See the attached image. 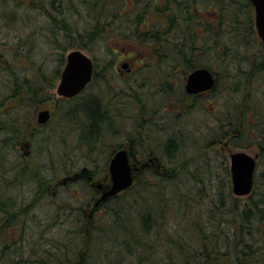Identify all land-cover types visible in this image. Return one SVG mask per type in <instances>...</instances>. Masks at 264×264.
<instances>
[{
	"label": "trees",
	"instance_id": "16d2710c",
	"mask_svg": "<svg viewBox=\"0 0 264 264\" xmlns=\"http://www.w3.org/2000/svg\"><path fill=\"white\" fill-rule=\"evenodd\" d=\"M46 1V13L52 21L49 32H55L50 44L54 50H59L62 63L70 48H88L89 43L103 37L104 41L135 40L154 46V56L165 77L180 67L187 68V76L195 69L209 68L216 77L214 93L221 80L213 65L222 67L223 75L227 71L223 97L243 95L247 90L248 101L238 111L234 106L225 109V104L221 105L219 138L207 139L199 148L209 149L211 143L234 136L231 141L235 147L248 149L258 145L264 159V89H259L264 81V44L257 34L250 0H133L135 5L130 10H127L126 0H81L88 16L94 20L91 28L84 30L76 29L75 23L68 21L64 0ZM70 7L82 12L74 4ZM152 12L156 20L150 24L148 17ZM144 25L148 28L142 29ZM108 51L107 56L111 57L113 50ZM153 64L156 71L157 64ZM22 73L26 72L10 70L3 74L6 76L0 88L3 129L10 127L7 123L16 121L11 117L13 101L37 105L50 95L60 76L59 69L44 77L26 78ZM98 74L97 70L95 77ZM251 89L255 93L249 92ZM104 100L105 96L101 95L74 111L76 117L78 114L83 117L89 132L105 127L108 130V125L116 124ZM69 113L73 115V110ZM251 113L257 122L254 136ZM87 133L82 135L81 143L96 145L99 140H88ZM7 142L6 136L0 140L3 147L0 160L5 156L2 153L7 150ZM182 144L181 137L177 136L163 143L171 163L175 156H182L184 160L179 167H166L160 159L165 174L156 172L155 167L144 172L140 176L146 178L127 189L124 197L113 198L110 203L114 204H103L106 212L100 221L95 222L98 212L92 220H86L72 204H66V209H61L60 204H50L56 214L63 211L69 218L63 224L64 237H48L44 224L31 225L35 220V203L49 199L53 188L59 192L62 186L41 176L33 161L32 170L40 179H37L38 192L30 201L19 199L15 192L14 196L9 194L11 186L20 188L26 184L18 176L21 168L15 166V176L10 182L7 177L0 178V264H264V190L260 191V197L250 198L243 209L234 204L226 205L227 196L219 191L215 200L220 204H203L199 197L205 181L195 173L185 174L191 160L182 155ZM131 146L142 149V139H131ZM258 165L264 166V161ZM225 171V176L210 182H225V177L231 175L229 170ZM27 178L32 180V177ZM258 178L256 174L252 192L256 190ZM126 195L132 198L125 199ZM57 202L58 199L52 200V203ZM216 211L221 214L218 218ZM259 224L263 226L257 228ZM13 228L20 230V237L11 242L9 231Z\"/></svg>",
	"mask_w": 264,
	"mask_h": 264
},
{
	"label": "rangeland",
	"instance_id": "374dc122",
	"mask_svg": "<svg viewBox=\"0 0 264 264\" xmlns=\"http://www.w3.org/2000/svg\"><path fill=\"white\" fill-rule=\"evenodd\" d=\"M126 1H128L127 10L134 7L135 2L133 0ZM72 4L78 9H82V12L70 10ZM40 5L43 7L42 9L38 7ZM46 6V0H0V88L5 80L4 77L6 78V76L3 77L4 72L8 73L10 70L20 74L26 72L36 75L31 78L44 77V75L56 72L57 69L60 70V76L56 79L55 87H52L50 95L43 97L37 105L13 101L11 109L13 115L11 117H14L17 122V131H22L25 122H37V113L44 107H48L53 112V116L43 132L38 131V136L34 138L30 159L25 161L22 156L16 157L13 152L6 150L2 153L5 156L0 160V178L7 177V182H10L15 176L13 169L15 166H19L22 172H19L18 176L26 183L20 188L14 186V189L11 186L9 194L14 196L15 192L17 198L30 201L35 196L36 191L38 192L39 185L37 182L40 179L37 177L38 174L34 173L35 170H32L33 161L40 170L37 172L53 181L57 182V180L65 178L74 171L80 172L83 168H87L94 170L96 183L104 184L105 187L110 188L112 185L108 169L110 153L120 145L128 148L131 145V139L135 137L142 139L143 148L140 151L144 152L145 156L153 152L154 155H158L163 160L164 166L178 165L179 167L181 165L179 163L184 160L182 156H175L172 159L174 163H171V158L163 150V143L169 137L177 136L181 137L183 142L180 147L183 152L182 155L191 160L188 164V172L185 174L189 176L190 173H195L196 176L205 181L202 184L205 186V188L203 187V194L199 197L203 204H220L215 200L216 191H219L221 195L226 194V205L232 206L234 204L242 209L250 198L260 197V191L264 190V166L260 167L258 164L264 159L258 145H253L248 149L235 147L231 141L234 137L232 136L224 141L211 143L212 147L209 149L200 150L199 148L208 142L207 139L219 138L221 132L219 110L221 105L225 104V109L226 106H234L238 111L241 105H245L248 101L247 90L243 91V95L223 97L221 93L226 85L227 71L223 75L224 69L214 63L213 70L218 75L220 74L221 80L218 89L215 90V93L211 90L203 94L191 95L185 91L187 79L185 71L187 68L173 69L172 73L165 77V74H161L164 71L158 65L159 60L154 56V46L135 40L113 39L104 41L103 37H99L98 41L89 43L88 48L81 46L70 48L65 52L62 63L59 50H54L50 44V41H54L52 37H54L55 32H49V25L52 21L49 20L46 13ZM64 9L68 21L75 23L76 29H90L94 24V20L88 16L87 11H85V4L81 0H64ZM58 17L61 18V16ZM148 20L150 24L153 23L156 20L155 13L150 14ZM147 28L146 25L142 27V29ZM74 49H81L94 59L97 62L99 74L77 98L62 100L60 99L62 97L57 93V87L61 72L66 64L67 54ZM108 50H113L111 57L107 56V53L110 52ZM126 61L129 62V67L122 68V63ZM153 63L157 64L156 71ZM116 68L121 69V74H116ZM129 68H131L130 71ZM263 83L259 89H264ZM251 91L255 93V90L251 89L249 92ZM184 93L185 96H183ZM101 95L105 96L104 104L106 106H104L109 110V114L114 118L116 124L108 125V130L105 127L99 131L89 132L83 117L79 114L76 117L74 111L78 106L85 105L87 101L94 102ZM57 100H59L58 103H56ZM69 110H73V115L69 113ZM250 119L254 136L257 134L255 115L251 113ZM18 120H22L23 123H18ZM86 131H88L87 135L91 136L88 140H99L96 145L93 146L94 143H92L89 146H84L81 143V137ZM236 136L238 137V135ZM2 149L0 143V151ZM241 151H245L256 158L255 175H259V178L256 190L254 189L252 193L239 199L233 192L231 175H229V179L226 176L225 182L222 184L211 183L210 180L215 181L223 175L225 176V169L229 170L231 174L230 156L232 153ZM1 156L3 157V155ZM23 166L26 167L24 170L22 169ZM160 173L165 174V170L161 169ZM27 177H32V180H28ZM192 177L191 175L190 179ZM145 178L143 176L135 178L134 184H140ZM215 184L216 187L212 190ZM81 185L61 187L59 192L53 188L54 193L49 199L35 203L37 204L33 213L35 220L31 221V225L37 227L38 223L44 224L48 237H64L65 229L63 228L65 225L63 224L69 218L65 217L63 211L56 214L50 204H60L61 209H66V204H72L75 210L80 209L84 219L92 220L95 205L92 196H89L83 203H80L78 198L74 196L76 194L84 195L81 192L84 185ZM256 191L259 192L255 193ZM229 192L231 196L228 195ZM119 196L124 197L125 192L120 193L117 197ZM131 198V195L125 197V199ZM57 199L59 203H52V200ZM105 212L106 208L102 205L95 222L100 221L99 219L104 217ZM220 215V212L216 211L217 218ZM261 226L263 224L256 225L257 228ZM19 233L20 230L17 228L9 231L11 242L19 239Z\"/></svg>",
	"mask_w": 264,
	"mask_h": 264
},
{
	"label": "water",
	"instance_id": "95a60500",
	"mask_svg": "<svg viewBox=\"0 0 264 264\" xmlns=\"http://www.w3.org/2000/svg\"><path fill=\"white\" fill-rule=\"evenodd\" d=\"M250 1L255 9L256 29L264 44V0ZM66 59V65L61 73L57 93L61 97L72 98L79 95L91 82L94 74V61L81 49L70 51ZM126 66L127 64L122 65L123 68ZM215 83L216 77L214 72L207 67H201L195 69L188 75L185 83V91L191 95L204 93L212 90ZM50 117V111L43 110L38 114V122L44 124L50 120ZM230 159L234 194L236 196L249 195L253 188L256 158L245 151H241L232 153ZM109 172L112 185L96 201L94 209L102 201L117 196L133 185L135 181V170L130 163L127 149H121L115 153L109 164ZM78 174L75 173V177ZM69 179H71L70 176L63 179L61 183L66 184ZM98 187L101 188L102 185L99 184Z\"/></svg>",
	"mask_w": 264,
	"mask_h": 264
},
{
	"label": "flooded vegetation",
	"instance_id": "af4514ba",
	"mask_svg": "<svg viewBox=\"0 0 264 264\" xmlns=\"http://www.w3.org/2000/svg\"><path fill=\"white\" fill-rule=\"evenodd\" d=\"M123 64H127V66L124 68H128L130 65L129 62H127V61L123 62L122 65ZM122 65H121V67H122ZM130 70H131V68H129V71ZM96 71H97V65L94 62L93 79L95 78V72ZM115 72H116V74H121L122 71H121V69L116 68ZM22 74L26 78L36 76L35 74H30V73H22ZM201 94H203V93H201ZM79 95H76L75 97H72V98L62 97L60 99H62V100H73V99L77 98ZM58 101L59 100H57L56 103H58ZM114 109H117V108L114 107ZM43 110H49L50 111V113H51L50 120H51L52 116H53V112L48 107H44V108L40 109L39 112H41ZM39 112L37 113V122H25L23 125V128H22V131L21 130L17 131V127H16L17 122L16 121H13L11 123L10 122L7 123L10 126V127L5 128L7 130L2 128V126H4L5 123L0 122V140L4 139L5 136L8 139V142L6 143V145H7L6 151L13 152V155L16 157L22 156L25 161L31 158V154L33 152L32 142H33L34 138H36L38 136V131L43 132L44 128H46L47 124L50 122V120H49L48 122H46L44 124H40L38 122ZM11 115H13V112ZM18 123H23V122H22V120H18ZM9 138H10V141H9ZM121 149H127L128 150L129 157H130V163H131V165H133V168L135 170V172H134L135 178L139 177L144 172H148L149 170L152 171L154 169V167H155L154 170L156 172H159V173L161 172L160 157L158 155L148 154L145 156L144 152L140 151L141 149L133 148L131 145H129L128 148H126V146L122 145L121 147H118V148L112 150V153H110V156H109L108 169H109L110 161L114 157L115 153ZM75 173H79L78 176L75 177ZM69 176L71 177V179H69L66 184L61 183L63 181V179L57 180V184H59L62 187H71L72 185H75V184L84 185V186L81 185L83 190H84L81 192H83L84 195H82V194L74 195L76 198H78L80 203H83L85 200H87L89 196H92V200L94 199V203H96V201L102 196L103 192L106 189H108L107 187H105L104 184L95 182L96 176L94 174V170H92V169L89 170L87 168H85V169L83 168L80 172L74 171L72 174L68 175V177ZM99 184L102 185L101 188L98 187ZM123 192H125V191H123ZM97 195L99 196L98 198H97ZM117 196H115V197H117ZM115 197H111L105 201H102L100 203V205L93 210L92 215L97 214V212L100 211L101 206L103 204L110 203L111 200Z\"/></svg>",
	"mask_w": 264,
	"mask_h": 264
}]
</instances>
